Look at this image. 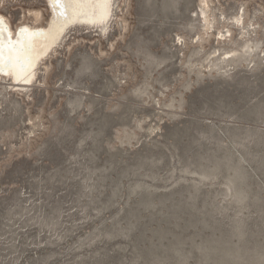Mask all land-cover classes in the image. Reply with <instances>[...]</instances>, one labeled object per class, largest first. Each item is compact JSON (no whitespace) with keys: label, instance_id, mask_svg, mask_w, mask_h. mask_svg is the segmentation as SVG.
<instances>
[{"label":"rangeland","instance_id":"obj_1","mask_svg":"<svg viewBox=\"0 0 264 264\" xmlns=\"http://www.w3.org/2000/svg\"><path fill=\"white\" fill-rule=\"evenodd\" d=\"M112 6L0 73V264H264V0Z\"/></svg>","mask_w":264,"mask_h":264},{"label":"bare ground","instance_id":"obj_2","mask_svg":"<svg viewBox=\"0 0 264 264\" xmlns=\"http://www.w3.org/2000/svg\"><path fill=\"white\" fill-rule=\"evenodd\" d=\"M46 2L51 11L47 28L21 25L14 31L0 16V73L18 86L32 81L40 61L69 28L81 24L105 27L112 15L113 0Z\"/></svg>","mask_w":264,"mask_h":264}]
</instances>
